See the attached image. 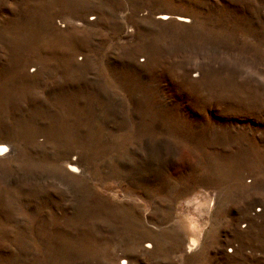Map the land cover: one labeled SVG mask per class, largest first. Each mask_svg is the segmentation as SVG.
<instances>
[{
  "label": "rangeland",
  "instance_id": "obj_1",
  "mask_svg": "<svg viewBox=\"0 0 264 264\" xmlns=\"http://www.w3.org/2000/svg\"><path fill=\"white\" fill-rule=\"evenodd\" d=\"M0 143V264H264V0H0Z\"/></svg>",
  "mask_w": 264,
  "mask_h": 264
},
{
  "label": "bare ground",
  "instance_id": "obj_2",
  "mask_svg": "<svg viewBox=\"0 0 264 264\" xmlns=\"http://www.w3.org/2000/svg\"><path fill=\"white\" fill-rule=\"evenodd\" d=\"M6 150H7V148L4 145H2V143H0V155H4L6 153ZM69 166H70V168H77V167H75V163L73 161L70 163ZM190 224H191V222H190ZM196 224L197 223H194L193 222V224L191 226L192 227L191 229H193L194 231H196V234L193 235L190 239H188L189 240V243H188V247H187V252L194 251L197 248V246H198V239H197V237H198L197 236V229L198 228L196 229V227H197Z\"/></svg>",
  "mask_w": 264,
  "mask_h": 264
}]
</instances>
